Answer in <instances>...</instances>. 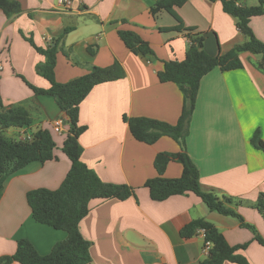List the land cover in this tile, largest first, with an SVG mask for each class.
I'll return each instance as SVG.
<instances>
[{"label": "crops", "instance_id": "crops-1", "mask_svg": "<svg viewBox=\"0 0 264 264\" xmlns=\"http://www.w3.org/2000/svg\"><path fill=\"white\" fill-rule=\"evenodd\" d=\"M20 13L8 19L0 13V95L5 108L25 111L33 120L27 131L51 130L64 118L62 134L51 132L56 147L54 159L33 162L4 182L0 198V257L11 256L17 242L28 240L41 255L66 238L63 231L36 223L26 202L31 190H56L71 163L62 152L69 125L54 98L35 95L23 82L47 89L48 82L37 75L36 65L44 61L26 41L39 48L59 42L54 77L67 83L115 62L124 76L95 86L81 102L78 122L86 129L79 137L82 162L104 183L124 184L134 196L93 200L78 229L90 243L89 264H201L205 260L203 239H184L180 230L194 220L214 225L230 246L247 244L238 254L247 264H264V247L237 219L211 212L192 193L152 201L146 181L156 178L154 160L158 154H176L178 144L169 137L147 145L130 134L126 118H148L175 125L182 110V95L173 83H160L157 73L163 62L182 61L188 40L182 33L162 29L175 26L165 12L149 13L158 0H14ZM247 7L257 0H246ZM176 14L185 27L204 35V51L210 56L225 54L242 44L234 18L224 13L220 1L186 0ZM254 36L264 42V15L250 19ZM119 30H130L147 42L156 59L132 54L119 39ZM67 31V33H66ZM242 68H215L199 84L195 108L186 138V152L204 190L239 200L235 211L264 239V221L253 207L264 195V154L251 140L256 132L264 142V68L259 56L239 55ZM22 77L23 80L20 78ZM14 138L18 130H8ZM182 167L171 161L162 177L176 179ZM17 264V263H12ZM225 264H234L225 262Z\"/></svg>", "mask_w": 264, "mask_h": 264}, {"label": "trees", "instance_id": "trees-1", "mask_svg": "<svg viewBox=\"0 0 264 264\" xmlns=\"http://www.w3.org/2000/svg\"><path fill=\"white\" fill-rule=\"evenodd\" d=\"M220 1L224 13L234 18L238 31L243 35L242 44L235 45L230 51L217 56H210L204 51V35L195 29L185 27L176 14L175 9L181 7L186 0H158L150 8L149 13L156 16L159 12L169 14L175 21L172 28L162 29L165 32L182 33L188 40V48L182 61L163 62V68L157 73L160 83H173L182 95V110L175 125L148 118H126L131 136L138 142L152 145L162 137L174 140L180 151L176 154H158L154 160L157 177L146 181L144 187L148 189L152 201L161 202L172 196L192 193L211 212L223 216L233 217L240 226L251 231L254 240L264 247V239L257 230L245 223L235 211L241 205L239 200L219 194L215 190H204L200 185L197 168L187 155L186 138L195 108L196 97L201 79L215 68L221 71H232L242 68L239 55L250 53L259 56L257 67L264 68V42L259 41L249 27L250 19L264 15V0H257V5L247 7L246 0H210ZM0 13L8 19L20 13L19 6L14 0H0ZM67 33V31H66ZM119 39L134 55L156 59L150 45L139 35L130 30H119ZM62 38L50 43L46 48L37 47L31 38L26 41L32 48L44 57V61L35 67V72L44 78L49 87L37 88L20 77L23 82L37 96L54 98L59 109L68 120L69 129L62 144V152L70 160V169L56 190L36 189L27 192L26 202L33 220L41 225L66 233V238L54 245L46 254H39L33 245L25 239L17 242L16 251L11 256L0 257V264H89L90 243L79 232L80 221L89 213V203L93 200L117 199L124 201L134 196V189L124 184H110L102 182L81 160L82 147L79 137L85 131L78 122V109L81 102L97 85L121 79L124 76L122 67L115 62L110 67H91L84 76L58 83L54 77L56 54ZM32 118L19 108H5L0 95V198L3 193L5 180L33 162L45 163L53 160L56 144L51 136V130L38 129L32 132L30 141H17L6 137L8 130H28L32 127ZM252 145L264 154V142L256 132L251 140ZM181 165V176L176 179L162 177L169 162ZM264 221V195H260L253 205ZM205 231V240L211 243L209 255L201 264H247V260L238 254L245 250L247 244L230 246L220 231L204 220H194L180 230L184 239L196 235V231Z\"/></svg>", "mask_w": 264, "mask_h": 264}, {"label": "built area", "instance_id": "built-area-1", "mask_svg": "<svg viewBox=\"0 0 264 264\" xmlns=\"http://www.w3.org/2000/svg\"><path fill=\"white\" fill-rule=\"evenodd\" d=\"M64 122V118L61 116L57 118L51 126V132L56 135L62 134V125ZM15 139L17 141H30L32 139V134L29 133L25 129H21L18 131V134L16 135ZM197 236H201L203 239V254L205 257L209 255V250L211 248V243L205 240V231L203 229H199L196 231Z\"/></svg>", "mask_w": 264, "mask_h": 264}, {"label": "rangeland", "instance_id": "rangeland-1", "mask_svg": "<svg viewBox=\"0 0 264 264\" xmlns=\"http://www.w3.org/2000/svg\"><path fill=\"white\" fill-rule=\"evenodd\" d=\"M30 133V132H29ZM32 134V133H31ZM5 135V134H4ZM6 136V135H5Z\"/></svg>", "mask_w": 264, "mask_h": 264}]
</instances>
